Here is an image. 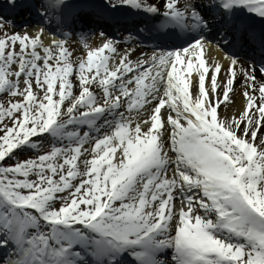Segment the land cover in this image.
<instances>
[{
	"label": "snow or ice",
	"instance_id": "obj_1",
	"mask_svg": "<svg viewBox=\"0 0 264 264\" xmlns=\"http://www.w3.org/2000/svg\"><path fill=\"white\" fill-rule=\"evenodd\" d=\"M19 9L38 19L9 32ZM0 12V92L22 97L0 104V264H264V0ZM87 17L122 34L100 28L102 47L77 62L67 42ZM209 44L221 55L206 65ZM230 91L245 104L218 119ZM45 133L50 150L12 162Z\"/></svg>",
	"mask_w": 264,
	"mask_h": 264
},
{
	"label": "bare ground",
	"instance_id": "obj_2",
	"mask_svg": "<svg viewBox=\"0 0 264 264\" xmlns=\"http://www.w3.org/2000/svg\"><path fill=\"white\" fill-rule=\"evenodd\" d=\"M17 31V30H15ZM21 31V30H20ZM86 36L84 40H81L80 37H77V41H78V46L75 49V53L72 56V59L76 60L78 62L79 58L81 56L86 57L87 54V49H91L94 48L93 44L98 40V35L97 34H91L94 33L92 31L90 32H85ZM50 37H45V42L47 43L50 39H54V38H50ZM56 39V38H55ZM59 39V38H58ZM87 44V47H84V44ZM205 52H208L207 55L205 56V60H206V65L210 62L211 58L215 57L217 59H219L220 57V53L217 54L214 51L210 50L209 48H207V50ZM223 71V69H221V72ZM211 69H209V73L205 74V88L207 90L208 88V84H209V75H210ZM183 75L188 77V82H189V96L190 98H194L193 96V77L196 76V72L195 70H193L191 73H184ZM71 78V77H70ZM217 79L218 81L221 79V75L220 73H218L217 75ZM222 87V86H221ZM234 87H235V82H234ZM77 89L75 88V85L73 86V91L75 92ZM90 90H94L98 95H100L101 93V89L98 87L93 86V88H91ZM111 90V89H110ZM221 91V88L218 87L217 92L219 93ZM229 96L231 97V102H223L221 103L218 108H217V112H218V119H220L221 117L226 118V119H231V118H235L239 115V113L242 111V108L245 104V99L242 96V94L240 92H236L235 95H233V93L230 91ZM127 99V98H124ZM67 103V100L64 102V104ZM64 106V105H63ZM249 112H251V108L249 109ZM258 131V137L261 134V132H264V118H262V125L261 128L257 130ZM118 151V150H117ZM115 158V157H114Z\"/></svg>",
	"mask_w": 264,
	"mask_h": 264
},
{
	"label": "rangeland",
	"instance_id": "obj_3",
	"mask_svg": "<svg viewBox=\"0 0 264 264\" xmlns=\"http://www.w3.org/2000/svg\"><path fill=\"white\" fill-rule=\"evenodd\" d=\"M5 27H6V29H7L9 32H11V30L9 29V26L5 25ZM72 52H74V49L72 50ZM33 91H34V92L36 91L35 85H33ZM77 91H78V90H76L75 92H77ZM55 98H57V97L54 96V99H55ZM17 99H22V97H19V96H15V97H13V96L10 95V94L4 93V92H0V104L7 105L8 102H9L10 100H17ZM62 107H63V105H62ZM14 115H15V113H14ZM5 122L10 123L11 121H10L9 118H7V119L4 121V123H5ZM30 139H32V138H30ZM37 141H39L38 143L40 144V146H42L41 151H39V152H37V153H34V152L31 151V152L21 153V155H19V154L17 153V156L14 158V160H13L12 162H15V161L18 160V159L34 158L35 155H39V154H41V153H42L43 151H45V150H50V148H49L48 145H46V144L43 145L42 139H41V140H37ZM118 151H119V150H118ZM32 153H34V154L32 155ZM77 159L80 160L79 158H77ZM77 164H79V161H77ZM30 178H34V177H31V176H30ZM54 179H55V177H54Z\"/></svg>",
	"mask_w": 264,
	"mask_h": 264
}]
</instances>
